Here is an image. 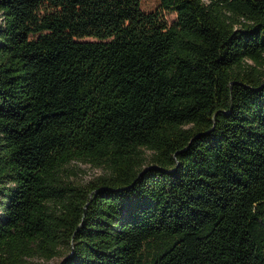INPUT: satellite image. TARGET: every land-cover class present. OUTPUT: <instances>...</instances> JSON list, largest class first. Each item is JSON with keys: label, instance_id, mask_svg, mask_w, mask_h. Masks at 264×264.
<instances>
[{"label": "trees", "instance_id": "1", "mask_svg": "<svg viewBox=\"0 0 264 264\" xmlns=\"http://www.w3.org/2000/svg\"><path fill=\"white\" fill-rule=\"evenodd\" d=\"M56 257L264 264V0H0V264Z\"/></svg>", "mask_w": 264, "mask_h": 264}, {"label": "rangeland", "instance_id": "2", "mask_svg": "<svg viewBox=\"0 0 264 264\" xmlns=\"http://www.w3.org/2000/svg\"><path fill=\"white\" fill-rule=\"evenodd\" d=\"M159 6V0H141V9L145 12L153 11ZM164 19L171 24L176 19L174 13H164ZM105 173L102 168L92 167L83 162H72L64 167L62 178L64 181H71L73 184L85 185L96 177ZM66 250V249H65ZM65 250L63 252H65ZM60 257H56L49 262H43L41 259L33 258L32 261L44 264H57Z\"/></svg>", "mask_w": 264, "mask_h": 264}]
</instances>
